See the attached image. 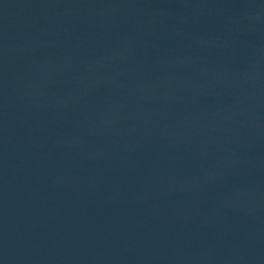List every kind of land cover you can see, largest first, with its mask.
<instances>
[{
    "label": "water",
    "instance_id": "95a60500",
    "mask_svg": "<svg viewBox=\"0 0 264 264\" xmlns=\"http://www.w3.org/2000/svg\"><path fill=\"white\" fill-rule=\"evenodd\" d=\"M0 264H264V0H0Z\"/></svg>",
    "mask_w": 264,
    "mask_h": 264
}]
</instances>
